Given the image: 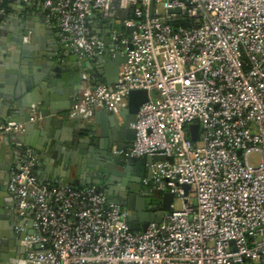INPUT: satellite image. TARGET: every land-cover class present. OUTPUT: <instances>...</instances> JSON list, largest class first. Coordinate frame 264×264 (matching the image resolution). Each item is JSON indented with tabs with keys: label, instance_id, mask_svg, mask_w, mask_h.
I'll return each mask as SVG.
<instances>
[{
	"label": "built area",
	"instance_id": "built-area-1",
	"mask_svg": "<svg viewBox=\"0 0 264 264\" xmlns=\"http://www.w3.org/2000/svg\"><path fill=\"white\" fill-rule=\"evenodd\" d=\"M7 1L39 5L84 58L126 56L111 87L83 75L69 116L89 125L97 109L123 110L130 91H146L131 147L113 154L161 156L146 165L149 179L173 195L159 223L131 231L129 212L96 185L41 184L33 150L19 142L6 192L31 233L12 264H264V0H118L123 20L108 17L115 0ZM5 15L0 5V27ZM94 15L113 49L92 33ZM0 133L18 139L24 125L6 118Z\"/></svg>",
	"mask_w": 264,
	"mask_h": 264
},
{
	"label": "crops",
	"instance_id": "crops-1",
	"mask_svg": "<svg viewBox=\"0 0 264 264\" xmlns=\"http://www.w3.org/2000/svg\"><path fill=\"white\" fill-rule=\"evenodd\" d=\"M23 7L24 9H20L15 3L8 4L0 27V124L12 115L17 114L20 117L17 105L24 99L25 94L29 101L35 100L38 105H42L40 101L46 103L45 108L48 104L55 108L65 106L69 114L73 107L69 104H72L74 96L76 94L79 96L81 91V87L80 89L78 87L81 83L77 85L75 81L81 72L93 80L105 83L102 75L99 74L105 65L101 60L102 56L88 59L95 72V75H91L89 70L82 67L84 57L60 43L58 23L47 21L44 12L37 4ZM88 25L94 35L107 38L108 30L97 15L89 18ZM25 27L31 28L32 43L30 45L28 39L25 42L28 47L15 56L11 53L15 49L12 43L17 40L22 28ZM108 49H113L109 42ZM108 56L112 57L110 54ZM46 74L49 76L48 79H44ZM43 79L41 88L38 84ZM73 91L76 92L75 95ZM21 112L26 113L28 110L24 108ZM119 112L108 113L103 109H97L93 123L89 125H84L80 118L75 117L60 124L48 125L46 128L39 125L20 137L24 138V143L11 135L0 133V262L2 264H12L23 259L24 250L20 241L31 233L29 220L14 213L6 192L9 171L11 168H18L22 157V150L17 144L20 142L33 150L36 158L34 173L41 184L66 185L61 181L70 178L79 188L95 185L87 184L84 180H75L78 165L84 166L82 177H90L91 172L87 168V159L84 156H76L74 152L76 146L72 141L93 135L90 144L94 149L101 151L105 146H111V155L114 156L115 142L112 139L115 137V125L120 126L123 123V120L117 116ZM55 118L61 119L59 115ZM75 130L78 131V136ZM97 157L98 154H91V158L95 161ZM106 180L110 183L107 188L118 191L123 189L129 194L132 193L126 186L128 182L123 183L118 177L107 176L101 180V183Z\"/></svg>",
	"mask_w": 264,
	"mask_h": 264
},
{
	"label": "water",
	"instance_id": "water-1",
	"mask_svg": "<svg viewBox=\"0 0 264 264\" xmlns=\"http://www.w3.org/2000/svg\"><path fill=\"white\" fill-rule=\"evenodd\" d=\"M20 9H24V7L15 3ZM168 13H178L177 10H169ZM128 11L127 10H119L118 8V0H115L112 4L111 10L108 13L109 18L118 17L120 19L127 18ZM100 19L104 22L106 19L103 16L98 15ZM44 21V20H43ZM30 26V25H29ZM136 30V27L124 29L120 28V31L125 35L130 34L131 31ZM30 27L22 28V32L19 33L17 40L12 43L14 46V50H12V54L15 56L23 52L28 46L25 44V39L27 37V33L29 32V42L30 45L32 43V33L30 32ZM106 45H108V39L103 38ZM130 41V39H128ZM126 47L130 50L131 45L127 44ZM99 58V57H98ZM101 60L104 61L105 65L102 70H100L99 74L102 75L105 84L108 87H111L114 82L117 80V75L119 71V67L126 62V56L122 54H117L114 57H110L107 54L101 57ZM82 67L86 70H89L91 75H95L94 70L90 65V61L87 58H84ZM82 71V70H81ZM84 73L81 72L75 78L77 85L82 82ZM48 75L46 74L44 79H48ZM42 80L41 83L38 84L42 88ZM79 89L81 86H78ZM75 91H73V95ZM23 100L19 102L17 105L18 113L20 117L16 115L10 116V119L22 123L24 125V134L31 132L33 129L37 128L39 125H42L46 128L48 125H56L62 122H65L68 119H72L68 114V108H55L52 105L48 104L47 108L46 103L37 99V101L42 102V105H38L39 103H35V100H28V96L25 94L23 96ZM78 99L77 94L74 96V101L69 106H74ZM148 99V94L144 90H132L127 95V106L125 109L120 110L117 114L120 119L123 120V123L119 126L116 124L115 137H113V141L115 142L114 150L116 152L124 151L131 147V144L135 138V130L131 127V124L135 121V116L140 108V106L145 103ZM44 106V107H43ZM26 108L28 112H21V109ZM59 115L61 119H56L55 116ZM80 118V117H75ZM74 119V118H73ZM81 119V118H80ZM189 130L191 132V139L194 141L197 139V126L190 125ZM75 134L78 136V131L75 130ZM93 135H89L87 138H77L72 142L74 143V152L76 156H84L87 159V168L91 172L90 177H82V172L84 166H79L77 171V176L75 180L82 181L84 180L87 184H95L97 187L102 190L107 199L119 207L126 209L129 212V215L126 219L129 230L131 231H143L149 223L155 222L159 223L162 219V215L164 212L169 210V206L173 200V195L170 192H161L159 195H154L155 187L153 183L149 179V175H141L137 178V174L139 171L147 170V164L154 160H161V156H141V157H130L125 158L121 154L111 155L112 147L105 146L101 151L94 149V146L90 144V138ZM20 142L24 143V138L16 139ZM26 144V143H25ZM28 145V144H26ZM96 153L98 157L96 161L91 158V154ZM79 164V163H78ZM86 166V165H85ZM148 171V170H147ZM118 177L122 179V182H128L126 186L132 192L131 194L127 193L125 190H106L107 186H110V183L102 182L101 180L104 177ZM128 180V181H126ZM44 182L43 180H41ZM61 183L70 185L75 188L77 183L74 182L70 178H64ZM185 192L188 191V186H184ZM19 260L14 263H18Z\"/></svg>",
	"mask_w": 264,
	"mask_h": 264
},
{
	"label": "rangeland",
	"instance_id": "rangeland-1",
	"mask_svg": "<svg viewBox=\"0 0 264 264\" xmlns=\"http://www.w3.org/2000/svg\"><path fill=\"white\" fill-rule=\"evenodd\" d=\"M249 161L252 163V164H257V162L259 161V159H258V156L257 155H255V154H253V155H250L249 156ZM154 192V195H159V193H160V191H158V190H154L153 191ZM192 194H190V198L192 197L191 196ZM192 201V200H191ZM174 205H175V207L176 208H179L180 207V203H179V201L178 200H174Z\"/></svg>",
	"mask_w": 264,
	"mask_h": 264
},
{
	"label": "trees",
	"instance_id": "trees-1",
	"mask_svg": "<svg viewBox=\"0 0 264 264\" xmlns=\"http://www.w3.org/2000/svg\"><path fill=\"white\" fill-rule=\"evenodd\" d=\"M0 5L7 11L8 9V1L7 0H3ZM95 79V78H94ZM95 82H101V81H98V80H94ZM88 187V186H86ZM75 188H79V187H75ZM82 188H85V187H82ZM160 194V193H159Z\"/></svg>",
	"mask_w": 264,
	"mask_h": 264
},
{
	"label": "flooded vegetation",
	"instance_id": "flooded-vegetation-1",
	"mask_svg": "<svg viewBox=\"0 0 264 264\" xmlns=\"http://www.w3.org/2000/svg\"><path fill=\"white\" fill-rule=\"evenodd\" d=\"M146 174L148 175V171L147 170H144V172H143V170H141V171L138 172V174H137L138 177L137 178H139V176H141V175H146ZM106 190H109V188H107Z\"/></svg>",
	"mask_w": 264,
	"mask_h": 264
}]
</instances>
